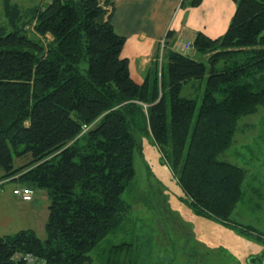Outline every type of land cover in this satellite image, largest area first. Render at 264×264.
Wrapping results in <instances>:
<instances>
[{
  "label": "trees",
  "instance_id": "obj_1",
  "mask_svg": "<svg viewBox=\"0 0 264 264\" xmlns=\"http://www.w3.org/2000/svg\"><path fill=\"white\" fill-rule=\"evenodd\" d=\"M233 2L220 37L199 32L188 54L166 52L165 93L161 75L152 88L129 77L114 0H1L0 183L42 189L49 204L44 241L30 229L2 235L0 264L26 253L46 264H137L130 243L99 248L125 218L135 130L151 134L194 212L229 223L246 169L218 157L253 127L241 118L264 106V0ZM189 82L196 88L181 95ZM241 230L264 245V234Z\"/></svg>",
  "mask_w": 264,
  "mask_h": 264
},
{
  "label": "rangeland",
  "instance_id": "obj_2",
  "mask_svg": "<svg viewBox=\"0 0 264 264\" xmlns=\"http://www.w3.org/2000/svg\"><path fill=\"white\" fill-rule=\"evenodd\" d=\"M11 2L26 8L44 0ZM155 59L161 64L164 61L159 55ZM165 76L167 87V69ZM194 88L192 82L183 85L181 95ZM243 124L253 127L238 130L232 146L218 157L245 168L247 175L241 185L243 195L228 224L206 218L189 207L177 175L151 134L135 130L134 178L121 195L127 205L125 218L120 230L109 234L99 248L130 243L128 258L137 264H261L264 245L254 234L241 229L250 227L264 234V106L242 117L239 125ZM13 162L15 167L20 164L16 158ZM12 183H0V237L30 229L44 241L48 196L35 188L31 201L19 202L10 194L16 188ZM234 224L238 227H232Z\"/></svg>",
  "mask_w": 264,
  "mask_h": 264
},
{
  "label": "crops",
  "instance_id": "obj_3",
  "mask_svg": "<svg viewBox=\"0 0 264 264\" xmlns=\"http://www.w3.org/2000/svg\"><path fill=\"white\" fill-rule=\"evenodd\" d=\"M191 2L192 0H114L110 21L114 31L124 39L120 55L127 59L129 77L138 85L146 81L149 88H152L156 76L161 75L163 81L160 83L166 93V52H181V46L187 42L192 44L199 32L208 38H217L227 30L236 8L233 0H201L197 6H193ZM34 5L36 4L29 6ZM161 40H164L162 49ZM157 55L164 58L161 70L159 61L155 59ZM12 185L14 188L24 184ZM10 194L14 196L12 190ZM14 197L23 202L19 197ZM261 254L264 264V250Z\"/></svg>",
  "mask_w": 264,
  "mask_h": 264
},
{
  "label": "built area",
  "instance_id": "obj_4",
  "mask_svg": "<svg viewBox=\"0 0 264 264\" xmlns=\"http://www.w3.org/2000/svg\"><path fill=\"white\" fill-rule=\"evenodd\" d=\"M48 1V0H47ZM164 40H161L160 42V47L162 49L163 45H164ZM192 44L190 42H187L186 44H184L183 46H181V51L182 52H186L188 51L189 48H191ZM161 57V55H160ZM159 69H162V64L161 61H159ZM160 83V82H158ZM12 194L14 196L19 197V199L21 201H31L33 199V190L29 189V188H23V189H13L12 190ZM15 259L18 261V264H46L45 261L39 257L33 256L32 254L26 253V254H17L15 256Z\"/></svg>",
  "mask_w": 264,
  "mask_h": 264
},
{
  "label": "bare ground",
  "instance_id": "obj_5",
  "mask_svg": "<svg viewBox=\"0 0 264 264\" xmlns=\"http://www.w3.org/2000/svg\"><path fill=\"white\" fill-rule=\"evenodd\" d=\"M180 51H181V49H180ZM182 52V51H181ZM184 54H186L187 53V51L186 52H183ZM23 188H29V189H31V190H33L32 188H30V187H27V186H23V187H16V188H14V189H23ZM34 192V191H33ZM34 197V196H33Z\"/></svg>",
  "mask_w": 264,
  "mask_h": 264
},
{
  "label": "water",
  "instance_id": "obj_6",
  "mask_svg": "<svg viewBox=\"0 0 264 264\" xmlns=\"http://www.w3.org/2000/svg\"><path fill=\"white\" fill-rule=\"evenodd\" d=\"M78 1H82V0H78Z\"/></svg>",
  "mask_w": 264,
  "mask_h": 264
}]
</instances>
